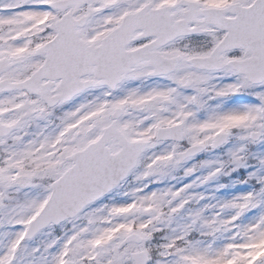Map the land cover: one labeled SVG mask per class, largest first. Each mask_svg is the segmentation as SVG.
Returning a JSON list of instances; mask_svg holds the SVG:
<instances>
[{
	"label": "snow or ice",
	"instance_id": "6c2138e0",
	"mask_svg": "<svg viewBox=\"0 0 264 264\" xmlns=\"http://www.w3.org/2000/svg\"><path fill=\"white\" fill-rule=\"evenodd\" d=\"M0 264H264V0H0Z\"/></svg>",
	"mask_w": 264,
	"mask_h": 264
}]
</instances>
